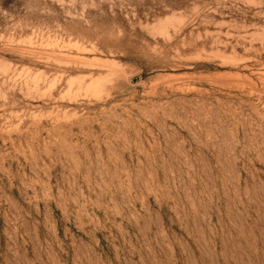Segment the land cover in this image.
Instances as JSON below:
<instances>
[{"label": "rangeland", "instance_id": "rangeland-1", "mask_svg": "<svg viewBox=\"0 0 264 264\" xmlns=\"http://www.w3.org/2000/svg\"><path fill=\"white\" fill-rule=\"evenodd\" d=\"M0 264H264V0H0Z\"/></svg>", "mask_w": 264, "mask_h": 264}]
</instances>
